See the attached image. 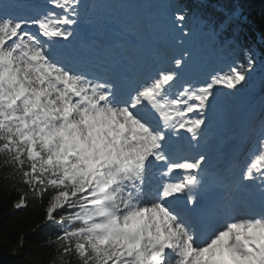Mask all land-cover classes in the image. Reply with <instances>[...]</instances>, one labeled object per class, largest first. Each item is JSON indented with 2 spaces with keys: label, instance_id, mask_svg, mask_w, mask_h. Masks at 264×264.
Listing matches in <instances>:
<instances>
[{
  "label": "snow or ice",
  "instance_id": "obj_1",
  "mask_svg": "<svg viewBox=\"0 0 264 264\" xmlns=\"http://www.w3.org/2000/svg\"><path fill=\"white\" fill-rule=\"evenodd\" d=\"M80 9L0 6V155L29 189L14 207L47 195L45 221L62 225L48 243L78 264H264V131L236 201L215 196L207 155L179 154L176 139L203 134L217 86L236 89L254 60L176 88L194 67L184 48L125 92L70 47ZM191 35L181 24L178 43Z\"/></svg>",
  "mask_w": 264,
  "mask_h": 264
},
{
  "label": "trees",
  "instance_id": "obj_2",
  "mask_svg": "<svg viewBox=\"0 0 264 264\" xmlns=\"http://www.w3.org/2000/svg\"><path fill=\"white\" fill-rule=\"evenodd\" d=\"M237 2L242 3L249 14L239 36L235 32L236 22L227 20L224 14ZM180 4L188 13L197 12L212 22L220 37L222 32L233 35L238 47L245 46L251 51L253 66L264 62V0H207L205 4L180 0ZM241 38L244 41L241 42ZM5 160L6 157L0 155V264H61V261L78 264L74 254H63L56 243H48L59 234L62 225L42 226L47 195L42 200L28 196L27 206L15 209L16 199L29 189Z\"/></svg>",
  "mask_w": 264,
  "mask_h": 264
},
{
  "label": "rangeland",
  "instance_id": "obj_3",
  "mask_svg": "<svg viewBox=\"0 0 264 264\" xmlns=\"http://www.w3.org/2000/svg\"><path fill=\"white\" fill-rule=\"evenodd\" d=\"M169 1H170V0H168V2H169ZM254 72H255V71L250 72V73H249V76H252ZM252 78H254V77L252 76ZM252 82H253V81L251 80V81H250V84H251ZM235 94H236V92H230L229 95L226 97V101L231 100V98L234 97ZM223 103H224V101H223ZM218 105H221V104L218 103Z\"/></svg>",
  "mask_w": 264,
  "mask_h": 264
},
{
  "label": "bare ground",
  "instance_id": "obj_4",
  "mask_svg": "<svg viewBox=\"0 0 264 264\" xmlns=\"http://www.w3.org/2000/svg\"><path fill=\"white\" fill-rule=\"evenodd\" d=\"M98 5L103 6V3H102V2H98ZM98 7H99V6H98Z\"/></svg>",
  "mask_w": 264,
  "mask_h": 264
}]
</instances>
